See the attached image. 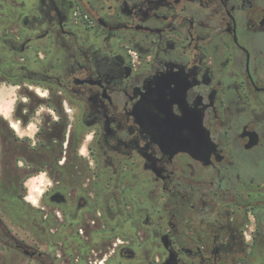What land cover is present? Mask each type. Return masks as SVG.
<instances>
[{"label": "flooded vegetation", "instance_id": "obj_1", "mask_svg": "<svg viewBox=\"0 0 264 264\" xmlns=\"http://www.w3.org/2000/svg\"><path fill=\"white\" fill-rule=\"evenodd\" d=\"M1 86L0 264H264V0H0Z\"/></svg>", "mask_w": 264, "mask_h": 264}, {"label": "rangeland", "instance_id": "obj_2", "mask_svg": "<svg viewBox=\"0 0 264 264\" xmlns=\"http://www.w3.org/2000/svg\"><path fill=\"white\" fill-rule=\"evenodd\" d=\"M16 91H17L16 88H10L7 90L5 89V87H2V86L0 87V110L4 109V112L6 113V115H9L11 113L10 109L12 108L14 99L17 96Z\"/></svg>", "mask_w": 264, "mask_h": 264}]
</instances>
